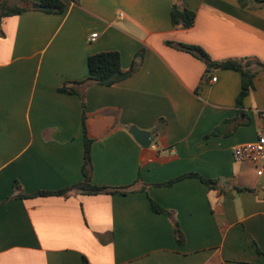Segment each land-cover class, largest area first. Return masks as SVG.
<instances>
[{"label":"crops","instance_id":"obj_1","mask_svg":"<svg viewBox=\"0 0 264 264\" xmlns=\"http://www.w3.org/2000/svg\"><path fill=\"white\" fill-rule=\"evenodd\" d=\"M2 2L32 8L0 26V264H264V176L233 157L264 128V68L239 104L241 72L207 73L167 43L264 62V2L178 0L196 13L190 28L173 25L175 0H64L62 13ZM102 51L135 71L113 85L69 83ZM67 83L76 93L60 90ZM84 124L92 182L129 190L21 197L84 180ZM132 125L152 133L149 147ZM188 173L216 185H164Z\"/></svg>","mask_w":264,"mask_h":264},{"label":"trees","instance_id":"obj_2","mask_svg":"<svg viewBox=\"0 0 264 264\" xmlns=\"http://www.w3.org/2000/svg\"><path fill=\"white\" fill-rule=\"evenodd\" d=\"M264 2V0H262ZM42 9L45 11L50 12H57L62 13L65 10L66 3L64 0H41ZM32 8L30 4L27 5H20V4H8V3H1L0 4V26L2 19L6 16L20 14L21 12ZM172 22L175 27L181 28H190L194 25L196 20V13L195 11L182 6L179 4L178 0H175V3L172 7ZM1 33V29H0ZM168 44L173 45L179 49L186 50L188 52L193 53L194 55L198 56L199 58L203 59L207 64V73H211L213 68L217 64H221V66L225 69H233L241 72L242 75V88L240 94L238 96V103L240 104L253 87V79L256 74L258 68H264V62L260 61L257 57L254 56H247L243 58H229L224 61H215L211 59L209 54L206 50L197 44H188L182 42H172L167 41ZM88 76L81 81H73L69 82L74 85L81 84V83H98L102 85H113L120 81L127 79L132 73L135 71L136 65L133 64L132 68L129 70H124L121 65V56L118 51H102L91 54L88 58ZM69 83L65 84L60 88L63 92L68 93H76V89L74 86H70ZM85 120V119H84ZM84 133H85V162L83 165V174L84 180L77 184L71 185L69 187L50 191V190H42L38 191L33 194H26L21 192L19 195L21 197H26L30 195H52V194H66L72 190H79L85 193H125L129 190L128 187H120V188H113L105 185H99L92 182V139L88 137L86 132V127L84 124ZM185 177H198L200 178L207 186L214 187L216 185V181L212 179H207L197 173H188L177 178H174L170 181L164 183V185H172L174 182L183 179ZM18 181H15V188L19 189L20 185ZM153 209L158 213H171L163 208L158 202L151 199ZM175 234L177 240L179 242L184 241V237L182 232L179 229V225L175 222Z\"/></svg>","mask_w":264,"mask_h":264},{"label":"built area","instance_id":"obj_3","mask_svg":"<svg viewBox=\"0 0 264 264\" xmlns=\"http://www.w3.org/2000/svg\"><path fill=\"white\" fill-rule=\"evenodd\" d=\"M98 33L92 34V39L97 37ZM214 76L212 81H216ZM233 157L236 161H249L257 166V173L264 176V128L261 130L255 141L239 144L233 148Z\"/></svg>","mask_w":264,"mask_h":264},{"label":"water","instance_id":"obj_4","mask_svg":"<svg viewBox=\"0 0 264 264\" xmlns=\"http://www.w3.org/2000/svg\"><path fill=\"white\" fill-rule=\"evenodd\" d=\"M32 6L34 8H42V5H40L39 3H33ZM217 67L220 68L221 65H218ZM130 132L133 134V136L137 139V141L143 147H149V145L151 144V142L154 139V136L152 135L151 132H149L147 130L140 129L135 125H132L130 127Z\"/></svg>","mask_w":264,"mask_h":264}]
</instances>
